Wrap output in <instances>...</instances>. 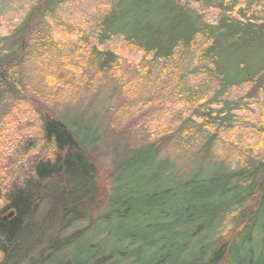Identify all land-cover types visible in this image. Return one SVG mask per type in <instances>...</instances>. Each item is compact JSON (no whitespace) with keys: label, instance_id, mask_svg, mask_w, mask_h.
<instances>
[{"label":"trees","instance_id":"16d2710c","mask_svg":"<svg viewBox=\"0 0 264 264\" xmlns=\"http://www.w3.org/2000/svg\"><path fill=\"white\" fill-rule=\"evenodd\" d=\"M8 1L0 106L38 93L30 63L55 66L59 81L116 73L123 61L111 47L122 41L143 54L137 83L151 82L168 110L153 140L132 146L110 134L105 113L41 106L24 145L38 156L0 171V264H264V157L224 134L242 125L233 90H256L264 109V0H96L93 14L81 12L87 0H28L3 34ZM168 97L178 101L170 120ZM109 145L107 191L96 159ZM169 146L175 156L163 155Z\"/></svg>","mask_w":264,"mask_h":264},{"label":"rangeland","instance_id":"374dc122","mask_svg":"<svg viewBox=\"0 0 264 264\" xmlns=\"http://www.w3.org/2000/svg\"><path fill=\"white\" fill-rule=\"evenodd\" d=\"M27 1H8L1 33L8 34L13 30L25 8H27ZM96 7V0H87L82 5L81 12L93 14ZM203 12V18L206 21L215 20L216 10H203ZM81 16L82 14L75 15V19L78 20ZM111 48L120 52L123 61L121 65L115 68L116 73L111 71L109 74L96 75L95 72H88L85 74L84 79H80L81 73L77 72L75 77L71 74L62 77V80L59 81L57 77L58 75L62 76V74L55 66L54 69L42 67L40 70L37 64L36 67L31 63L28 64L29 74L31 73L30 75L36 82L34 85L38 89V93L30 94L29 97L32 99L29 104L20 100L8 99L0 106V171L3 170L4 176L20 167L21 163L28 168L27 162L35 160L38 156L37 148L30 151L32 156L29 157L30 154L28 155V152H25L24 145L32 139L35 140L34 117L37 110L39 112V108L43 105H48L51 108L58 106L65 111L76 110L80 115L95 118L97 115L102 118L105 113L108 123L112 125L110 134L113 136L116 133V138L121 140H124L126 136V142L132 144V146H137L147 140H153L156 135L151 132H154L158 126L163 124L162 111L163 109L168 110L167 104L162 103L161 97H152L151 82L137 83L138 64L139 60L143 58V54H137L136 51L130 50L131 48L122 41L112 45ZM34 70L35 73L32 72ZM138 87L142 91L141 96L134 98V106L129 112L124 113L129 100L136 96L135 93ZM230 94V99L236 100L240 104V109L235 115L239 117L236 119L237 124L242 123V125L238 129L224 133L227 134L228 142L233 141L239 144L246 140L252 146L249 147L252 153L260 152L257 153L258 156L264 157V138L262 137L264 133L258 136L260 131H264V109L259 106V95H257L256 90L250 92L246 86L233 90ZM158 95L159 93L156 96ZM168 100L171 113L168 114L169 116L167 115V119L170 120L171 114L177 112L173 111L171 107L178 101L169 97ZM178 107L179 105L175 109ZM125 127L131 128V135ZM161 130H163V126ZM38 147H41L40 143ZM226 147H228L227 144L222 145L220 142L216 148L222 156H225ZM112 148L111 145L105 147L103 154L107 151L106 156L101 153L96 159L100 163V179L107 191H110L112 183L110 175L112 170ZM168 153L172 156L177 154L176 150L170 146L164 150L163 155ZM185 163L190 164L191 160H186ZM261 249L264 251V243L262 242Z\"/></svg>","mask_w":264,"mask_h":264},{"label":"water","instance_id":"95a60500","mask_svg":"<svg viewBox=\"0 0 264 264\" xmlns=\"http://www.w3.org/2000/svg\"><path fill=\"white\" fill-rule=\"evenodd\" d=\"M10 216H13V214H11Z\"/></svg>","mask_w":264,"mask_h":264}]
</instances>
